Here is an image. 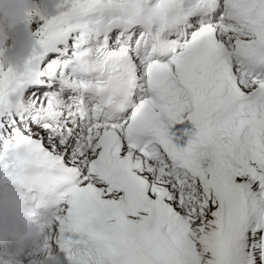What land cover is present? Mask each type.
Wrapping results in <instances>:
<instances>
[{
	"label": "snow or ice",
	"instance_id": "1",
	"mask_svg": "<svg viewBox=\"0 0 264 264\" xmlns=\"http://www.w3.org/2000/svg\"><path fill=\"white\" fill-rule=\"evenodd\" d=\"M64 4L0 68V173L59 197L45 264H264V0Z\"/></svg>",
	"mask_w": 264,
	"mask_h": 264
},
{
	"label": "clouds",
	"instance_id": "2",
	"mask_svg": "<svg viewBox=\"0 0 264 264\" xmlns=\"http://www.w3.org/2000/svg\"><path fill=\"white\" fill-rule=\"evenodd\" d=\"M67 10L64 0H0V68L22 75L37 51L30 21L37 16L50 20ZM6 107L15 116H23L28 111L23 90L10 93ZM199 151L203 155L208 149ZM29 187L9 172L0 173V264H25L37 255L38 264H45L42 236L54 219L59 197L38 194L34 199ZM48 261L55 264V256Z\"/></svg>",
	"mask_w": 264,
	"mask_h": 264
},
{
	"label": "bare ground",
	"instance_id": "3",
	"mask_svg": "<svg viewBox=\"0 0 264 264\" xmlns=\"http://www.w3.org/2000/svg\"><path fill=\"white\" fill-rule=\"evenodd\" d=\"M33 261V257H29L27 260H25V264L31 263Z\"/></svg>",
	"mask_w": 264,
	"mask_h": 264
}]
</instances>
